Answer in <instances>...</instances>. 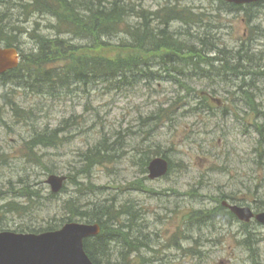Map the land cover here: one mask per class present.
I'll list each match as a JSON object with an SVG mask.
<instances>
[{"label": "rangeland", "instance_id": "obj_1", "mask_svg": "<svg viewBox=\"0 0 264 264\" xmlns=\"http://www.w3.org/2000/svg\"><path fill=\"white\" fill-rule=\"evenodd\" d=\"M5 1L0 0V17L7 13L3 7ZM130 1L133 7L151 12L161 8L166 0ZM16 2L28 3L29 0ZM179 2L206 15L202 29L172 26L187 47L199 49L200 44L195 39L198 37L205 39L209 46L235 51L251 38L253 48L242 51L244 71L261 68L264 72V5L247 6L242 12L228 13L220 10L216 0ZM72 3L75 7L82 0H67L65 5L72 8ZM17 11L11 12L8 20L45 39L57 38L55 26L60 22L55 11L49 9L29 17H18ZM59 37L75 45H86L84 39L71 40L70 35L64 34ZM121 40L124 37L119 35L102 39V43L113 47ZM18 47L28 55L35 50L34 42L26 34L19 35ZM215 54L210 50L206 55L214 57ZM263 77L260 73L244 77L246 85L239 90L242 78L228 75L224 81L210 82L193 74L186 80L188 88L193 89L191 94L178 83L159 78L138 81L130 77L129 83L137 81L136 84L119 85L114 90V86L100 82L95 86L73 85L70 92L61 90L49 95L14 87L10 96L15 97L21 109L32 110L33 114L31 120L17 122L6 109L1 117L0 154L7 155V162L0 167V205L7 201L26 205V200L18 193L24 182L40 190L41 200L28 210L30 215L9 213L1 218L0 231H16L27 226L43 230L48 224L60 228L67 222L62 221L66 213L62 206L66 200L73 198L77 208L86 202L113 197L118 202L131 201L143 211V220L137 222L136 229L142 231L139 241L149 247L141 253L148 260L152 258L150 264H264V227L255 221L250 227L253 232L245 230L244 234L255 238L256 261L250 259L249 250L237 244L242 238L237 225L195 224L196 227H192L186 224V213L212 208L216 204L214 199L219 197L233 196L243 206L256 212L264 211L261 202L264 201V114L255 119L244 96L252 93L256 107L264 112ZM10 88L9 85L0 86V93L10 92ZM201 90L217 102L214 114H200L191 109L197 102L194 96ZM175 101L176 109L170 120L164 123L145 121ZM67 119H72L70 128L64 132L69 140L57 148L51 145L36 150L42 164L26 163L22 158L23 142L44 129L58 128ZM255 124L262 127V132L255 130ZM117 134L120 135L116 145L119 157L115 162L98 167L94 161L88 183L78 177L84 187L94 188L93 193L83 191L80 194L77 186L65 181L59 193L51 194L46 183L49 176L70 175L73 178L79 152L96 144L102 136L114 140ZM147 148H158L170 159L173 167L166 177L152 181L147 178V172L142 174L139 170L137 152ZM173 234L177 237V247L169 241Z\"/></svg>", "mask_w": 264, "mask_h": 264}, {"label": "trees", "instance_id": "obj_2", "mask_svg": "<svg viewBox=\"0 0 264 264\" xmlns=\"http://www.w3.org/2000/svg\"><path fill=\"white\" fill-rule=\"evenodd\" d=\"M13 1L6 0L3 5L7 13L0 17V45L8 48L17 47L19 35L27 34L34 42L35 50L28 55L23 54L19 49L22 59L18 68L0 76L1 87L11 86L10 92L0 93V121L6 109H8L7 113L17 122L31 120L33 111L28 110L25 112L17 105L15 97L10 96L14 87L49 95L61 90L70 92L73 85L84 87L87 84H92L95 86L97 82H100L106 86H114V90L119 85L131 87L136 84L137 81L129 83L130 77L138 79V81L142 79L150 81L159 78L164 82L178 83L179 87L184 88L188 94H191L190 91L193 89L188 88L186 80L193 74H199L200 77L208 79L210 82H213V80L224 81L229 74H232L235 78L239 76L247 77L249 73L264 74L261 68L259 70L244 71L246 67L241 64L243 58L241 51L250 49L247 46L238 48L235 51L225 48L220 51L215 46H209L205 39H197L196 35V38H194L197 39L196 43L200 44L199 49L187 47L179 32L174 31L172 28L179 25L180 27L202 29L201 25H205L204 18L206 15L198 10V13H196L192 6L181 5L179 0H166L161 8L151 12L133 7L130 0H82V3L75 7L72 3L74 12H72V8L65 5L67 0H33L21 4L17 3L16 0ZM106 3L108 4L105 5ZM217 3L220 10H225L228 13L244 9L235 5H228L222 1H217ZM49 9L55 11L54 14L60 22L57 27L55 26L57 38L45 39L43 36L32 32L27 33L23 26L21 27L17 23L14 24L11 20H8V15L13 11L15 12V10L19 12L18 17H29L34 13L43 14ZM18 17H16V21H18ZM191 23L194 26H188ZM63 34L70 35L71 40L84 39L86 45H75L66 39H61L59 36ZM119 35H122L124 40L119 41L117 46L111 47L102 43V39H113L119 37ZM213 37L215 38V36ZM210 50L217 53L214 60L218 63L213 61L211 63L203 58ZM171 57L173 59L169 61ZM156 60L157 62H155ZM186 60L188 62H185ZM241 80L239 90H242L243 86L246 85L244 78ZM250 85L252 83L248 86ZM244 96L251 110L258 115L254 95L248 92ZM194 97V101L197 100V102L191 109L197 113H207L211 110L210 107L215 105L212 103L213 97L203 90L197 92ZM176 103V101L172 102L167 109H160L155 115L147 117L145 121L167 122L172 118ZM33 117L35 118V116ZM71 120L63 121L58 128L49 131L44 129L42 132L35 133L23 142L24 154L22 158L26 163L42 164L41 155L39 156L36 150L49 148L51 145L57 148L58 145L61 146L64 142H67L69 137L64 132L67 131V128H70ZM256 126L259 125L256 124ZM257 129L261 132L260 127H257ZM116 136L114 140L102 136L96 144L86 148L85 151L79 152L76 174L73 178L70 175L67 176L68 182L75 187L77 186L78 193L82 194L83 191L86 194L94 192V188L89 186L86 188L78 180V177L88 180L91 175L90 171L94 167V161H97L98 167H103L114 163V159L119 157L116 145L120 140V135L117 134ZM143 150L140 149L137 152L139 170L142 174H146L147 164L153 157L161 155L168 160L165 153L158 148ZM6 158V154H0V167L5 165ZM172 165L170 161L169 168H172ZM34 187L32 184L24 182L19 187L21 192L18 193L20 197L26 200V205H16L7 201V203L0 205V219L9 213L18 216L30 215L31 213L28 210L41 200L40 190L34 189ZM28 190L31 192L29 193ZM230 198L234 200L232 196ZM261 202H263L262 207L264 208V201ZM74 203H76L75 200L71 198L63 204L62 209L66 212L63 213V222L80 219L88 224L98 223L100 225V234L83 242L85 253L93 263H151L152 258L148 260L142 256V250L149 249V247L145 242L139 241L142 231L136 229L137 222L143 220L141 215L143 211L134 206L131 201L118 202L112 197L98 202H86L83 205H78L77 208H75ZM186 214L188 218L186 224L192 227H196L195 224L214 225L219 221L230 223L233 219L232 214H229L221 206L211 210H195ZM47 226L48 228L43 230L27 226L24 229H17L16 232L41 233L58 229L57 225L48 224ZM241 228L243 230L242 238L236 242L249 250L251 253V255L249 254L250 259L256 261L253 248L255 240L244 234L245 230L247 231L249 228L248 225L242 224Z\"/></svg>", "mask_w": 264, "mask_h": 264}, {"label": "water", "instance_id": "obj_3", "mask_svg": "<svg viewBox=\"0 0 264 264\" xmlns=\"http://www.w3.org/2000/svg\"><path fill=\"white\" fill-rule=\"evenodd\" d=\"M227 3L243 5L264 0H224ZM18 53L15 48L0 47V75L13 70L18 65ZM167 161L157 157L149 162L147 170L151 180L164 176ZM65 177L50 176L46 183L52 193L62 188ZM229 210L240 221L248 222L254 217L248 208L229 206ZM258 223L264 225V213L255 215ZM100 233L96 224L67 223L55 232L43 234H17L0 232V264H93L84 252L83 240Z\"/></svg>", "mask_w": 264, "mask_h": 264}, {"label": "bare ground", "instance_id": "obj_4", "mask_svg": "<svg viewBox=\"0 0 264 264\" xmlns=\"http://www.w3.org/2000/svg\"><path fill=\"white\" fill-rule=\"evenodd\" d=\"M200 15H202V14H200ZM141 17V16H140ZM142 20V19H141ZM143 21V20H142ZM145 22V21H144ZM148 26V25H147ZM198 39V38H197ZM189 48H191L190 46H189ZM224 48V47H223ZM188 49V48H187ZM195 50V49H194ZM222 50V49H221ZM220 50V51H221ZM188 51V50H187ZM190 51V50H189ZM196 51V50H195ZM223 52V51H222ZM187 53V52H186ZM191 55V54H190ZM216 57V55L213 57V56H205V58L204 59H206V60H209L211 63H212V61L213 62H216L215 60H214V58ZM218 57V56H217ZM218 59V58H217ZM194 60H196V59H194ZM185 62H188L187 60L185 61ZM216 63H218V62H216ZM208 64V63H207ZM206 64V65H207ZM22 82V81H21ZM72 88V87H71Z\"/></svg>", "mask_w": 264, "mask_h": 264}, {"label": "flooded vegetation", "instance_id": "obj_5", "mask_svg": "<svg viewBox=\"0 0 264 264\" xmlns=\"http://www.w3.org/2000/svg\"><path fill=\"white\" fill-rule=\"evenodd\" d=\"M108 3H106L105 5H107ZM205 56H207V55H205ZM205 56L203 57V58H205ZM194 59V58H193Z\"/></svg>", "mask_w": 264, "mask_h": 264}]
</instances>
